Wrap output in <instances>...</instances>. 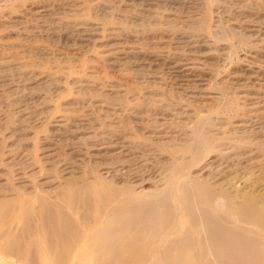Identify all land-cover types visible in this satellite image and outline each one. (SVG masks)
Returning a JSON list of instances; mask_svg holds the SVG:
<instances>
[{
  "label": "rangeland",
  "instance_id": "rangeland-1",
  "mask_svg": "<svg viewBox=\"0 0 264 264\" xmlns=\"http://www.w3.org/2000/svg\"><path fill=\"white\" fill-rule=\"evenodd\" d=\"M180 172L264 205V0H0V264H98Z\"/></svg>",
  "mask_w": 264,
  "mask_h": 264
},
{
  "label": "bare ground",
  "instance_id": "bare-ground-1",
  "mask_svg": "<svg viewBox=\"0 0 264 264\" xmlns=\"http://www.w3.org/2000/svg\"><path fill=\"white\" fill-rule=\"evenodd\" d=\"M244 187L216 186L180 172L145 203L132 202L134 192L120 200L121 207L108 202L104 216L115 224L96 231L101 218L83 236L96 239L98 264H264V205Z\"/></svg>",
  "mask_w": 264,
  "mask_h": 264
}]
</instances>
